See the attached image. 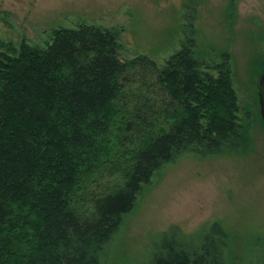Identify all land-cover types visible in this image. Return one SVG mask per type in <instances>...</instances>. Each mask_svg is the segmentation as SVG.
<instances>
[{
	"label": "trees",
	"instance_id": "obj_1",
	"mask_svg": "<svg viewBox=\"0 0 264 264\" xmlns=\"http://www.w3.org/2000/svg\"><path fill=\"white\" fill-rule=\"evenodd\" d=\"M184 8V39L193 35L162 66L121 58L117 37L94 24L53 29L43 48L0 40V264H103L159 168L186 152L252 150L258 96V112L240 117L228 53L206 63L196 0ZM162 236L150 264H246L251 247L264 264V237L242 259L220 221L200 237L177 227Z\"/></svg>",
	"mask_w": 264,
	"mask_h": 264
},
{
	"label": "rangeland",
	"instance_id": "obj_2",
	"mask_svg": "<svg viewBox=\"0 0 264 264\" xmlns=\"http://www.w3.org/2000/svg\"><path fill=\"white\" fill-rule=\"evenodd\" d=\"M186 1L0 0V40L15 47L24 41L43 48L53 29L94 24L117 37L121 58L143 54L162 66L193 35L188 31L184 39L182 29L190 24L185 18ZM232 2L233 6L229 0H196L193 27L197 50L204 51L206 63H219L228 53L238 114L244 117L248 106L258 112L264 0ZM230 11L235 13L232 23ZM263 128L260 124L253 128V148L244 156L203 158L186 152L159 168L124 215L102 263L150 264L160 251L162 232L177 227L200 237L213 221H220L228 231L231 249L243 259L247 243L264 237ZM179 237L176 233V242ZM250 250L246 264H259L255 256L261 249Z\"/></svg>",
	"mask_w": 264,
	"mask_h": 264
},
{
	"label": "water",
	"instance_id": "obj_3",
	"mask_svg": "<svg viewBox=\"0 0 264 264\" xmlns=\"http://www.w3.org/2000/svg\"><path fill=\"white\" fill-rule=\"evenodd\" d=\"M257 95H258V103H259V113L264 127V63H263L262 72L259 76Z\"/></svg>",
	"mask_w": 264,
	"mask_h": 264
}]
</instances>
